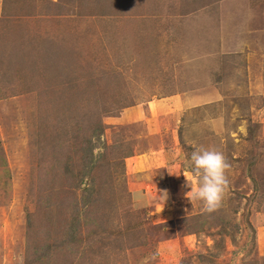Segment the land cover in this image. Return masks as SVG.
I'll return each mask as SVG.
<instances>
[{
  "label": "rangeland",
  "instance_id": "rangeland-1",
  "mask_svg": "<svg viewBox=\"0 0 264 264\" xmlns=\"http://www.w3.org/2000/svg\"><path fill=\"white\" fill-rule=\"evenodd\" d=\"M0 264H264V0H0Z\"/></svg>",
  "mask_w": 264,
  "mask_h": 264
},
{
  "label": "clouds",
  "instance_id": "clouds-1",
  "mask_svg": "<svg viewBox=\"0 0 264 264\" xmlns=\"http://www.w3.org/2000/svg\"><path fill=\"white\" fill-rule=\"evenodd\" d=\"M102 153V144H97L93 149V155L98 157ZM190 159L191 174L196 178V187H192L190 181L186 179V186L191 190L185 195L190 202L202 201L204 211L212 213L222 206L229 190L227 172L231 165L224 153L215 148H197L192 152ZM158 199L162 212L168 199L167 191H162Z\"/></svg>",
  "mask_w": 264,
  "mask_h": 264
},
{
  "label": "crops",
  "instance_id": "crops-1",
  "mask_svg": "<svg viewBox=\"0 0 264 264\" xmlns=\"http://www.w3.org/2000/svg\"><path fill=\"white\" fill-rule=\"evenodd\" d=\"M177 98V110L181 111L184 108H189V107H195L194 104H198L199 103V99H202V97H200V95H195L194 91H188V92H184V93H180V94H176L173 96V99ZM161 101L166 100V99H170V98H160ZM183 100H188V103L185 105ZM197 100V101H196ZM204 100V99H202ZM128 157V156H126Z\"/></svg>",
  "mask_w": 264,
  "mask_h": 264
},
{
  "label": "trees",
  "instance_id": "trees-1",
  "mask_svg": "<svg viewBox=\"0 0 264 264\" xmlns=\"http://www.w3.org/2000/svg\"><path fill=\"white\" fill-rule=\"evenodd\" d=\"M102 129V128H101ZM103 130V129H102ZM126 155V154H125ZM126 157V156H125Z\"/></svg>",
  "mask_w": 264,
  "mask_h": 264
}]
</instances>
